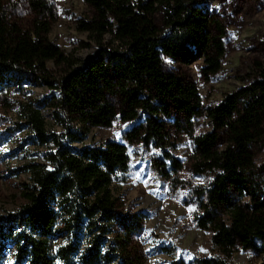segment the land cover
<instances>
[{"label": "trees", "instance_id": "obj_1", "mask_svg": "<svg viewBox=\"0 0 264 264\" xmlns=\"http://www.w3.org/2000/svg\"><path fill=\"white\" fill-rule=\"evenodd\" d=\"M85 1L93 14L79 19L77 28L87 32L97 48L85 58H74L49 37L54 10L47 0H29L37 14L31 30L13 22L7 0H0V87L10 80L46 85L58 110L55 117L64 127L60 133H49L42 110L31 103L25 106L26 119L50 150L45 162L27 165L31 183L22 191L26 202L0 219V255L11 242L19 264H56L53 242L58 231H68L76 240L58 247L61 264L72 261L86 234L91 245L82 253L83 263L115 264L103 246L110 226L118 224L116 244L123 257L117 264H144L142 256L130 250L139 220L120 217L112 190L116 172L131 165L128 144L105 139L75 150L71 143L81 142L92 127L144 118L127 138L165 146L167 124L162 117L171 116L172 106L190 125L204 114L214 125L194 137L192 164L194 173L212 171L214 176L205 186L189 188L198 206L196 224L210 233L216 250L208 264H239L234 259L238 247L264 252V191L254 192L249 184L257 169L251 145L264 141V65L255 64L248 86L205 110L197 84L167 71L164 59L191 64L203 58L206 79L221 70L225 31L217 15L204 7L206 0ZM50 63L64 70L57 74ZM117 97L119 107L113 101ZM72 121L80 125V132L71 130ZM220 130L228 134L222 150L217 148ZM157 163L171 183L184 169L169 151ZM232 190L251 198L235 200Z\"/></svg>", "mask_w": 264, "mask_h": 264}, {"label": "rangeland", "instance_id": "obj_2", "mask_svg": "<svg viewBox=\"0 0 264 264\" xmlns=\"http://www.w3.org/2000/svg\"><path fill=\"white\" fill-rule=\"evenodd\" d=\"M54 10V21L49 37L59 44L67 54L74 58H85L95 51L97 43L87 32L77 28L79 19L92 16L93 10L85 0H47ZM210 13L220 19L225 35L226 54L221 70L206 79L202 73L204 59L199 58L191 64L164 59L167 71L181 79L194 81L199 89L205 110L219 104L226 94L248 86L254 75L255 64L264 65V0H206L203 4ZM9 15L13 22L24 29L31 30L37 14L29 0H7ZM109 38V35L107 36ZM57 74L64 68L50 63ZM121 106V99L114 98ZM52 91L36 81H8L0 87V219L17 212L26 202L23 189L31 183L27 165L32 162H45L50 146L43 144L25 117L24 108L34 104L40 108L47 122L49 133H60L64 127L56 119ZM171 116L162 117L167 124L165 146L146 145L142 139L129 140L127 135L135 125L143 121L139 118L130 121H115L112 127H92L81 142L71 143L77 150L84 145H92L101 140L113 139L129 146L132 162L127 171H117L113 177L112 190L116 198L117 212L121 218L139 221L131 235L132 252L142 256L144 264H208L216 256L209 232L200 229L195 221L198 206L190 195L191 186H205L212 180V171L196 174L192 164L196 161L194 137L211 131L214 125L204 114L192 125L183 112L172 106ZM64 119L68 115L60 113ZM71 130H82L77 121L69 122ZM228 145V134L219 131L217 148ZM257 165L255 174L250 178V190L263 194L264 191V141L251 145ZM169 151L184 164L179 179L171 183L157 165L163 152ZM235 200L248 202L251 198L239 190L231 191ZM262 198V196H261ZM59 227L64 226L60 217ZM9 224H6V228ZM106 234L104 251L108 252L113 263L123 257L116 244L121 226L112 224ZM82 236L79 248L68 264H84L81 257L85 248L91 245V236ZM68 240H76L68 231H58L54 240L53 254L56 264L58 247ZM116 240V241H115ZM14 246L11 242L4 246L0 255L1 264L17 263ZM239 264H264V252L245 250L238 247L234 255ZM101 264H111L106 260Z\"/></svg>", "mask_w": 264, "mask_h": 264}]
</instances>
